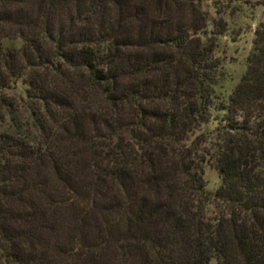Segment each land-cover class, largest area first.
I'll use <instances>...</instances> for the list:
<instances>
[{"label":"trees","instance_id":"trees-1","mask_svg":"<svg viewBox=\"0 0 264 264\" xmlns=\"http://www.w3.org/2000/svg\"><path fill=\"white\" fill-rule=\"evenodd\" d=\"M201 4L0 0V264H264V11L219 102Z\"/></svg>","mask_w":264,"mask_h":264},{"label":"rangeland","instance_id":"rangeland-1","mask_svg":"<svg viewBox=\"0 0 264 264\" xmlns=\"http://www.w3.org/2000/svg\"><path fill=\"white\" fill-rule=\"evenodd\" d=\"M199 1L208 19L207 36H202L203 41L211 37L210 32L220 31L219 35L212 36L214 56L220 61V68L215 75L214 91L219 102H227L229 95L246 71V59L252 48L254 31L263 21L264 0H251L247 3L236 1L232 2L228 9L223 5L216 7L206 0ZM6 45L18 49L21 47V42L14 41ZM25 91L26 86L17 82L5 94L10 101L23 104L22 102L27 101ZM21 122L23 125L27 124L26 120ZM7 126L9 122L5 120L1 130H6ZM216 128L217 122H210L209 125L195 132L193 138L200 133L212 132ZM202 175L205 189L208 192L216 191L220 185L217 172L205 165ZM209 264H216V262L211 261Z\"/></svg>","mask_w":264,"mask_h":264}]
</instances>
